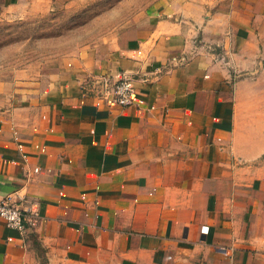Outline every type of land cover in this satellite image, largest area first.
<instances>
[{"label":"crops","instance_id":"1","mask_svg":"<svg viewBox=\"0 0 264 264\" xmlns=\"http://www.w3.org/2000/svg\"><path fill=\"white\" fill-rule=\"evenodd\" d=\"M149 14L42 78H0V201L33 220L0 219V264H264V84L242 76L264 0ZM123 75L128 109L104 95Z\"/></svg>","mask_w":264,"mask_h":264},{"label":"rangeland","instance_id":"2","mask_svg":"<svg viewBox=\"0 0 264 264\" xmlns=\"http://www.w3.org/2000/svg\"><path fill=\"white\" fill-rule=\"evenodd\" d=\"M160 1L70 0L67 5L31 12L0 10V78H42L59 59L112 42ZM260 29L258 56L242 76L259 78L264 84V26Z\"/></svg>","mask_w":264,"mask_h":264},{"label":"built area","instance_id":"3","mask_svg":"<svg viewBox=\"0 0 264 264\" xmlns=\"http://www.w3.org/2000/svg\"><path fill=\"white\" fill-rule=\"evenodd\" d=\"M108 103L121 109H128L136 103L137 90L129 75H123L104 90ZM0 219L10 229L18 231L21 235L26 233V225L33 220L27 216L19 204L13 203L10 197L0 201Z\"/></svg>","mask_w":264,"mask_h":264}]
</instances>
